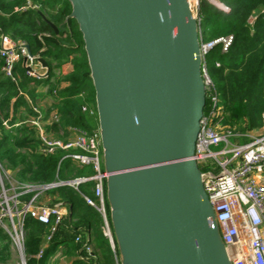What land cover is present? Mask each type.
I'll return each instance as SVG.
<instances>
[{
	"label": "water",
	"instance_id": "water-1",
	"mask_svg": "<svg viewBox=\"0 0 264 264\" xmlns=\"http://www.w3.org/2000/svg\"><path fill=\"white\" fill-rule=\"evenodd\" d=\"M68 1L95 88L120 263L232 264L195 158L206 86L189 0Z\"/></svg>",
	"mask_w": 264,
	"mask_h": 264
},
{
	"label": "trees",
	"instance_id": "trees-1",
	"mask_svg": "<svg viewBox=\"0 0 264 264\" xmlns=\"http://www.w3.org/2000/svg\"><path fill=\"white\" fill-rule=\"evenodd\" d=\"M28 0H0V33L14 40L25 41L33 52H39L49 64L48 77L43 85L45 95L54 99L46 111H57L58 121L49 129L60 132L64 126L78 124L96 130L99 127L96 94L82 33L75 19L68 17L72 6L68 0H31L36 8L15 11ZM229 10L223 12L206 0L202 1L200 15L203 24L202 40L233 35V42L226 52L215 46L207 56L208 75L219 97L221 114L215 117L221 128L231 129L235 135L231 141L245 144L251 140V132L264 127V0H220ZM257 14L250 23L249 17ZM18 15V16H17ZM54 24L58 31L51 26ZM69 60L73 70L60 74L58 69ZM21 71L19 87L33 100L39 96L35 82ZM34 84H33V82ZM208 95V94H207ZM206 95L204 112L211 108ZM87 106L93 112L84 110ZM24 109L31 111L28 101L19 94L18 86L4 78L0 62V165L15 173L19 182L52 183L57 179L69 180L92 176L90 165H80L71 159L60 162L64 150L48 154L41 150L42 141L36 126L27 122ZM93 113V114H91ZM220 116H223L220 120ZM7 122L8 126L4 122ZM72 151H75L74 149ZM201 171L219 170L210 159L198 164ZM95 180L79 183L78 190L62 185L48 190L49 204L64 202L69 212L52 241L47 242L51 225L33 217L25 222L23 255L26 264H115V257L108 238L104 235L101 214L90 205L85 196L96 201ZM106 189V186H105ZM32 193L24 195L29 199ZM106 208L109 213L107 199ZM88 236L94 258L83 261L86 252L82 242ZM87 240V239H86ZM41 249V257L37 254ZM18 250L12 239L0 233V264H17ZM19 257V256H18Z\"/></svg>",
	"mask_w": 264,
	"mask_h": 264
},
{
	"label": "built area",
	"instance_id": "built-area-1",
	"mask_svg": "<svg viewBox=\"0 0 264 264\" xmlns=\"http://www.w3.org/2000/svg\"><path fill=\"white\" fill-rule=\"evenodd\" d=\"M202 1L189 0V3L199 23L200 54L203 60L201 70L211 108L203 113L200 121L195 158L198 164L210 159L219 167L217 172L211 168L201 172L231 263L264 264V133L260 136H252L251 140L245 144H235L231 141L235 133L229 128H221L220 121H215V117L221 114L218 106L219 97L208 75L206 59L215 46L219 45L222 52H226L234 38L231 34L210 41L202 40L203 25L200 15ZM206 1L223 12L229 10L220 0ZM36 7L37 5L28 0L24 6L16 7L15 11H26ZM256 18L257 14H253L248 21L253 23ZM41 57L40 53L33 52L25 41L14 40L0 33L2 75L12 80L18 86L19 94L28 101L31 111L24 109L26 116H29L27 122L36 126L44 151L54 153L56 150H64L60 162L71 159L80 165L92 166L95 173L89 177L57 179L44 186L30 182L4 183L2 181L0 184V231L3 230L12 239L17 249H24L25 222L28 217H33L51 225L52 231L47 236V242H51L68 214L69 208L62 201L53 204L40 203L39 195L46 188L62 185H69L78 190L79 183L94 179L96 201L86 196L85 199L101 214L103 233L110 242L115 264H121L111 219L106 208L105 186L108 173L103 166L101 137L96 131L98 128L90 130L86 126L72 124L64 126L59 133L52 135L51 133L56 132L49 129L48 125L59 120L57 111L52 110L50 116H47L46 110L40 107L39 102L33 100L19 87L20 69L26 77L35 82L43 83L47 79L50 66L44 67L40 61ZM84 110L93 112L87 106ZM222 117L220 116V120ZM4 123L8 126L6 121ZM73 149L75 151H72ZM4 178L7 180L8 174L4 173ZM28 193H32V196L25 199L24 195ZM86 239H83L81 235L76 237V241L82 242V248L86 252L85 256H81L85 262L95 257L92 246L88 243V236ZM43 252L44 249H41L37 256L41 257ZM23 264H26V260ZM92 264L96 263L92 262Z\"/></svg>",
	"mask_w": 264,
	"mask_h": 264
},
{
	"label": "rangeland",
	"instance_id": "rangeland-1",
	"mask_svg": "<svg viewBox=\"0 0 264 264\" xmlns=\"http://www.w3.org/2000/svg\"><path fill=\"white\" fill-rule=\"evenodd\" d=\"M18 16V15H17ZM204 24V19H203V21H202V25ZM64 68H65V70H66V68H67V66H65V67H63V66H61L59 69H58V72L60 73V74H63L64 73ZM43 87H41L40 89H38V93L40 94L39 96H42L43 95V98H41V101H42V103L41 102H39V105H40V107L43 109V110H48V108L51 106V104L53 103V99H52V96H50V95H45V91H46V89L44 90V89H42ZM41 90H43V91H41ZM39 91H41V92H39ZM38 97V96H37ZM49 114H51V111L49 112ZM91 114H93V113H91ZM50 116V115H49ZM59 133V132H58ZM50 134V133H49ZM52 135H56L57 134V132L54 134V133H51ZM42 141V140H41ZM41 150H43L44 151V147H43V143H42V148H41ZM48 154H51V153H48ZM0 184H1V182L2 181H4V183H8L9 181H12V182H19L17 179H16V177H15V173L14 172H11V171H9V170H7V169H4V168H2V166L0 165ZM4 173H6V174H8V179L7 180H5V178H4ZM22 183V182H21ZM25 183H27V182H25ZM30 183H33V182H30ZM38 184H41V183H38ZM45 184H49V183H45ZM41 185H43L44 186V184H41ZM52 189V187H49V188H46V189H44V191L39 195V197H38V199H41L39 202L40 203H48L49 202V198H48V195L46 194V192L48 191V190H51ZM49 204V203H48ZM13 214H14V211H13ZM15 215H16V213H15ZM61 226V225H60ZM59 226V228H66V226H61L60 227ZM58 228V229H59ZM0 233H3V230H1L0 231ZM15 248H16V246H15ZM17 249V248H16ZM18 250V255H17V258H18V260L19 261H16L15 263H17V264H23V261H25V259H24V255H23V248H20V249H17ZM19 256V257H18ZM60 264H66L65 262H61ZM77 264H81V263H77Z\"/></svg>",
	"mask_w": 264,
	"mask_h": 264
},
{
	"label": "crops",
	"instance_id": "crops-1",
	"mask_svg": "<svg viewBox=\"0 0 264 264\" xmlns=\"http://www.w3.org/2000/svg\"><path fill=\"white\" fill-rule=\"evenodd\" d=\"M61 66H63V67H65V66H67V68H66V70H65V68H64V73H63V75H65V74H68V73H70L72 70H73V65H72V63L67 59L66 61H64L63 62V64L61 65ZM33 84H34V82H33ZM41 87H43L42 89H46L47 90V87L45 86V85H43V83L42 82H40V84L38 85V87H37V92H38V89H40ZM41 91H43V90H41ZM41 91H39V92H41ZM39 94V93H38ZM40 95V94H39ZM41 98H43V95L42 96H38L37 98H36V100L38 101V102H41L42 103V101H41ZM53 99V98H52ZM53 101H54V99H53ZM54 110V109H53ZM23 112H24V110H23ZM25 113V112H24ZM25 115H26V113H25ZM264 133V127L263 128H261V129H258V130H256V131H253V132H251L249 135L252 137V136H260V135H262ZM263 181H264V179H263ZM78 262H69V263H67V264H77ZM80 263V262H79Z\"/></svg>",
	"mask_w": 264,
	"mask_h": 264
}]
</instances>
